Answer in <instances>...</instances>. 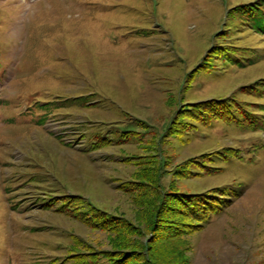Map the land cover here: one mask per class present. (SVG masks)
I'll use <instances>...</instances> for the list:
<instances>
[{"label": "rangeland", "instance_id": "obj_1", "mask_svg": "<svg viewBox=\"0 0 264 264\" xmlns=\"http://www.w3.org/2000/svg\"><path fill=\"white\" fill-rule=\"evenodd\" d=\"M258 1L0 0V264L126 246L111 214L140 226L124 263L149 244L156 264H264V24L241 12ZM138 172L240 194L197 229L171 202L154 232L160 198L118 186Z\"/></svg>", "mask_w": 264, "mask_h": 264}, {"label": "trees", "instance_id": "obj_2", "mask_svg": "<svg viewBox=\"0 0 264 264\" xmlns=\"http://www.w3.org/2000/svg\"><path fill=\"white\" fill-rule=\"evenodd\" d=\"M264 1V0H263ZM262 1H258L257 3H247L246 6L244 5V7L242 8L241 12H245L246 13V18H252V25H254V27H257L259 23H262V20H264V7L262 5H259V3ZM253 4V5H251ZM262 13V14H261ZM253 27V26H252ZM223 103V99L220 97H210L207 98L202 104L204 105V108H209L211 105H213V107L216 108V106H218L219 104ZM202 106V105H201ZM226 105H224L223 103V107H225ZM186 109L189 110V107H187ZM179 107L174 111L171 119H170V123L168 125V128L166 129L165 133L167 134L168 132H170V129L172 127V131H173V123L176 124L177 123V118L179 116ZM138 122H141L142 124H145V121H143L142 119H137ZM175 131V130H174ZM165 134V135H166ZM164 135V136H165ZM97 142H94L93 146H97L98 144H96ZM225 155L227 153H224ZM146 156V155H145ZM133 182V183H132ZM129 183H131L130 185L127 183H118V186L123 189L126 190L132 194L135 193V190L137 189L138 186H134V185H143V187H146V190L149 192H151V196L155 197L158 196L159 199V203L157 204V208L155 210H151L148 209V216L149 218L147 219L148 222L152 220L153 216H155V219L157 221H155V223H153L154 218L152 223L156 224V226H154L153 230L154 232L156 231V229H158V227H163L161 225H164L165 223H159L158 220L161 219V213L163 210L167 209L170 210L172 212H175L176 209H180L178 206H176V204L171 203V202H175V201H180L182 202L185 206H187L188 208V214L191 215L193 218H195V221H183L182 224H191V227H193V229H197L201 226H203V223L206 222L210 216L212 215V213H216L220 210V208H222V206L224 204H227V202L230 200L229 199V195H224V194H233V196H237L238 194H240V190L236 191L233 188H230L228 191V189H226V186H213L214 188L208 190V191H198L195 192V194L191 197L190 194L188 192H183L180 190H169V191H164V189L162 188V186L158 183L157 180V176L156 177H147V176H142L140 174V172H138V176L135 177V179H131L129 181ZM223 188V189H222ZM222 192L220 194H223L221 196H217L215 197V192L216 190H221ZM214 192V193H213ZM218 192V191H217ZM134 196V195H133ZM215 197V201L212 200V198ZM221 198V199H220ZM151 202H153L150 199ZM221 201H225V202H221ZM46 204V203H44ZM91 205V204H89ZM92 208L100 210V208L98 207H94V205H91ZM175 209V210H174ZM174 210V211H173ZM183 210V209H182ZM159 215V216H157ZM194 215V216H193ZM110 223L107 225H105V227L107 226V228H110L112 226V223L116 222V225H119L118 229L120 230V238L122 240V243H126V246L123 245V247H117L116 249H109V248H98L96 246H94L92 243H88L86 242L85 246L82 248V250H79L76 253V257L74 258V264H123L124 261L130 257L131 255V251L128 249L127 246L131 245H135L138 242L135 239H130L132 234H141V230H140V226L137 223H133V221H131L130 219H126L125 217H121L118 215H113L111 214L110 217ZM119 218V219H118ZM113 220V221H112ZM98 223V222H96ZM171 225V224H170ZM174 227L171 228V231L165 230L162 231L161 233L164 234H172L171 236H174V234H178V232L181 230H185V227L181 228L180 224L176 223L173 224ZM124 232V233H122ZM154 237L151 239V241L155 242L158 239H161V235H153ZM163 237V236H162ZM142 242L140 241V247H142ZM149 244L146 247V250L141 252L142 255H144L145 257L142 258L144 260L143 263H124V264H156L153 262V260L150 259V256L147 255L149 254V249L152 251V247L150 245V247H148ZM149 248V249H148ZM147 255V256H146ZM103 257V258H102ZM106 259V260H104Z\"/></svg>", "mask_w": 264, "mask_h": 264}]
</instances>
